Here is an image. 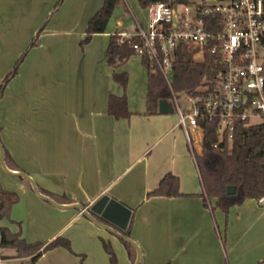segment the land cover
<instances>
[{
	"label": "crops",
	"instance_id": "0c3cea01",
	"mask_svg": "<svg viewBox=\"0 0 264 264\" xmlns=\"http://www.w3.org/2000/svg\"><path fill=\"white\" fill-rule=\"evenodd\" d=\"M57 1L0 0V82L47 19L45 33L0 96V137L16 164L9 168L72 201L55 200L60 204L89 206L108 194L132 208L131 237L141 264H264V206L249 198L225 212L205 203L177 111L146 114L148 71L141 58L133 55L119 68L108 62L111 36L148 28L147 8L139 0H120L105 30L81 49L105 0ZM115 71L129 73L126 89ZM125 92L133 113L115 118L109 94ZM169 172L180 177L182 195L148 196ZM0 173L2 186L20 197L0 226L20 231L30 243L58 236L71 241L72 250L57 246L34 264H83L81 255L85 264H111L103 240L112 243L120 264H133L122 239L82 210L39 196L30 180L1 163ZM15 253L0 248V262L32 264Z\"/></svg>",
	"mask_w": 264,
	"mask_h": 264
},
{
	"label": "trees",
	"instance_id": "16d2710c",
	"mask_svg": "<svg viewBox=\"0 0 264 264\" xmlns=\"http://www.w3.org/2000/svg\"><path fill=\"white\" fill-rule=\"evenodd\" d=\"M120 0H105L104 5L90 19L86 36L81 41L82 46L91 41L93 35L105 30L109 19ZM164 1L169 3L190 4V0H139L142 7L147 8L151 3ZM63 0H58L61 4ZM211 18V16H210ZM206 22L209 17H206ZM211 29V27H209ZM142 41L135 36L133 42ZM37 41H31L29 47L21 54L13 69L8 72L0 84V96L3 95L9 80L18 72L19 66L26 57L30 46L36 45ZM137 54L132 42L118 43L116 34L110 38L107 48V58L111 66L115 68L125 64L131 56ZM162 56V52L159 51ZM142 64L148 71V90L146 96V114L153 115L160 113V101L166 100L172 103V90L162 72L157 68L156 61L144 55L141 57ZM221 64L216 60V55L206 52L204 60H196L186 54L182 48L176 51L173 61L172 87L179 96L185 94H200V88L207 82L216 79V74L221 69ZM114 79L120 82L126 89L129 83L127 71H115ZM108 111L115 118L130 117L132 111L129 107L127 93L122 95L110 93L108 98ZM199 126L202 128L201 146L195 148L197 167L204 186L205 203L211 202L222 208L225 212L233 205H240L249 198H258L264 195V123L250 124L238 121L234 127L233 137L228 135L222 138L218 134V120L199 119ZM5 147V146H4ZM6 164L8 167L16 166L7 148ZM1 163V158H0ZM235 186V192L229 194L227 187ZM41 192L52 197L60 203H72L66 195L57 194L52 191L40 188ZM179 196L181 192L180 177L169 172L160 181L158 187L148 193V196ZM19 194L15 191L5 189L0 182V221L4 218H11L13 205L19 201ZM85 205V204H84ZM98 218L105 221L103 218ZM132 219L125 235L131 236ZM106 222V221H105ZM128 249L133 264L137 258L136 247L122 239ZM104 248L110 255L111 264H119V259L112 243L103 240ZM57 246H64L72 250L70 239L58 236L48 243L37 241L30 243L22 237L20 231L13 232L8 227L0 226V248L15 249L16 256H29L34 264L37 259L46 251ZM82 263L85 264V255H81Z\"/></svg>",
	"mask_w": 264,
	"mask_h": 264
},
{
	"label": "built area",
	"instance_id": "2783aa9c",
	"mask_svg": "<svg viewBox=\"0 0 264 264\" xmlns=\"http://www.w3.org/2000/svg\"><path fill=\"white\" fill-rule=\"evenodd\" d=\"M147 9L149 27L118 32L116 40L132 42L140 57L156 61L172 90V104L194 157L190 128L202 130L199 119L218 120L221 138H232L238 121L264 123V0H201L194 12L190 4L158 1ZM135 36L142 41L133 42ZM180 47L196 60H204L206 52L215 54L222 66L200 94H186L191 102L187 109L172 87L173 61ZM256 199L264 206V195Z\"/></svg>",
	"mask_w": 264,
	"mask_h": 264
},
{
	"label": "water",
	"instance_id": "95a60500",
	"mask_svg": "<svg viewBox=\"0 0 264 264\" xmlns=\"http://www.w3.org/2000/svg\"><path fill=\"white\" fill-rule=\"evenodd\" d=\"M159 109L161 112H173L175 108L172 103H169L163 99L160 101ZM0 158H1V164L7 172L12 174H17L19 176H23L28 180H30L34 190L37 192L39 196L51 201L52 203L58 206L82 210L89 218H91L92 221H94L99 226L112 232L119 238L132 243L137 249V258L135 264H141V249L139 244L131 236L125 235L122 232V230H126L128 228L133 212L132 208H130L123 202L111 197L108 194L103 195L101 198H99L97 201H95L93 204L89 206H86L83 203L60 204L56 202L55 199H53L52 197L43 194L35 179L31 177L29 174L22 171H14L7 166L5 160L6 158L5 147L1 140V137H0ZM227 192L229 194H233L235 192V186L229 185L227 187ZM98 216L103 218L106 222L100 220Z\"/></svg>",
	"mask_w": 264,
	"mask_h": 264
},
{
	"label": "rangeland",
	"instance_id": "374dc122",
	"mask_svg": "<svg viewBox=\"0 0 264 264\" xmlns=\"http://www.w3.org/2000/svg\"><path fill=\"white\" fill-rule=\"evenodd\" d=\"M191 1V3H190V5H192V11L194 12L195 11V5H196V3H198V2H200L201 0H190ZM58 2V1H57ZM57 4V3H56ZM55 4V5H56ZM55 8H56V6H54V8H53V10H55ZM147 11H148V9H147ZM148 13V12H147ZM46 21H47V19L42 23V25L39 27V29H38V31L34 34V36H33V38L31 39V41L32 40H36V41H38V38H39V35H42V34H44L45 32V30H44V27H45V24H46ZM38 34V35H37ZM30 41V42H31ZM31 43H29L26 47H25V49L22 51V53L29 47V45H30ZM35 45H33V46H30L31 48L32 47H34ZM85 46V45H84ZM80 47H81V49H84V47L82 46V44H81V41H80ZM30 48V49H31ZM21 53V54H22ZM21 55H19V57H20ZM19 57L17 58V60L19 59ZM134 57H136V58H141L138 54H135L134 55ZM17 60L14 62V64H13V67H14V65H15V63L17 62ZM24 60H25V58H24ZM23 60V61H24ZM23 63V62H22ZM21 63V64H22ZM21 66V65H20ZM20 66H19V69H18V72L20 71ZM13 67H12V69H13ZM11 69V70H12ZM24 71H25V67L23 68V73H24ZM10 72V71H9ZM17 72V73H18ZM16 73V74H17ZM8 74V73H7ZM6 74V75H7ZM15 74V75H16ZM14 75V76H15ZM5 78V77H4ZM9 82H10V80H9ZM8 82V83H9ZM2 82H0V84H1ZM5 91V90H4ZM4 94V93H3ZM186 94L185 93H181V94H179V96H178V98H179V102H180V104H182V106L185 108V109H187L188 108V106L189 105H191V102H189L187 99H186ZM201 129H195V130H193L192 128H190V132H191V135H192V138H193V143H194V145H195V147L197 148V149H199V146H201V139H202V136H201ZM0 177L2 178V179H4L5 177H4V175H3V173H0ZM118 259H119V257H118ZM119 262H120V259H119ZM0 264H7V263H2V262H0ZM9 264H29L28 262H22V261H15V262H13V263H9ZM120 264V263H119Z\"/></svg>",
	"mask_w": 264,
	"mask_h": 264
}]
</instances>
